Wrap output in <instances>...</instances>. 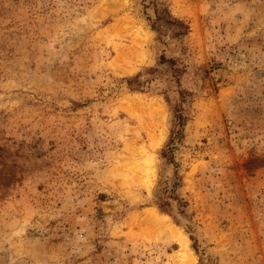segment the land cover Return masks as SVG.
<instances>
[{"label":"rangeland","instance_id":"obj_1","mask_svg":"<svg viewBox=\"0 0 264 264\" xmlns=\"http://www.w3.org/2000/svg\"><path fill=\"white\" fill-rule=\"evenodd\" d=\"M0 264H264V0H0Z\"/></svg>","mask_w":264,"mask_h":264},{"label":"trees","instance_id":"obj_2","mask_svg":"<svg viewBox=\"0 0 264 264\" xmlns=\"http://www.w3.org/2000/svg\"><path fill=\"white\" fill-rule=\"evenodd\" d=\"M167 12V10H166ZM168 13V12H167ZM162 19L161 15H157L156 19L151 21L150 27L151 29H153L154 31L160 33L161 29H162V23L159 22V20ZM164 22L166 23H170L173 24L175 27V35H184L187 33L188 31V25L181 19L178 18H173L172 21L168 20V19H163ZM170 21V22H169ZM162 24V25H161ZM163 61H168V62H172V59H165L163 56H160L159 58V62H163ZM155 69L152 67H149L147 69H145L146 72H152ZM142 73H137L135 74L133 77L131 78H127L126 81L127 83L132 87V88H136V89H140L143 88L144 83L145 82H149L150 78H145V79H140ZM183 94L181 95V100H183ZM181 108L180 107H174L173 111H174V119H175V125L180 126L182 124L183 121V114L181 113ZM163 155H166V151L163 150ZM158 206L160 207V209H162L163 211H167V206H168V202L166 201H159L158 202Z\"/></svg>","mask_w":264,"mask_h":264},{"label":"bare ground","instance_id":"obj_3","mask_svg":"<svg viewBox=\"0 0 264 264\" xmlns=\"http://www.w3.org/2000/svg\"><path fill=\"white\" fill-rule=\"evenodd\" d=\"M120 52H118V54H119ZM121 54V53H120ZM116 56H117V54H116ZM116 59H119L118 58V56H117V58H115L114 60H116ZM114 60H113V63H114ZM117 66V65H116ZM157 106V105H156ZM155 107V106H154ZM158 108V107H157ZM162 111V110H161ZM156 113H157V115H158V112L156 111ZM157 126V125H156ZM160 125H158V127H159ZM162 127V126H161ZM159 129V128H158ZM148 217V216H147ZM151 217V216H150Z\"/></svg>","mask_w":264,"mask_h":264}]
</instances>
